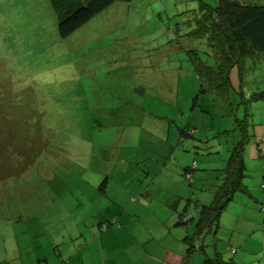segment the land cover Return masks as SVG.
<instances>
[{
    "label": "rangeland",
    "instance_id": "374dc122",
    "mask_svg": "<svg viewBox=\"0 0 264 264\" xmlns=\"http://www.w3.org/2000/svg\"><path fill=\"white\" fill-rule=\"evenodd\" d=\"M218 4L118 2L63 40L52 0H0V264H264V53L228 84L194 65ZM232 158L248 190L196 238Z\"/></svg>",
    "mask_w": 264,
    "mask_h": 264
},
{
    "label": "trees",
    "instance_id": "16d2710c",
    "mask_svg": "<svg viewBox=\"0 0 264 264\" xmlns=\"http://www.w3.org/2000/svg\"><path fill=\"white\" fill-rule=\"evenodd\" d=\"M132 1L52 0L59 17V36L61 39L66 40L114 4ZM204 7L207 8V11H204L201 15L202 21L199 22V32L197 30V34L199 33V38L205 35L209 37L208 34H211L209 39L216 41L214 43L211 42L216 57L214 58L215 64L195 63L194 65L196 67L201 65L208 71V74H214L213 79L220 78L228 84L233 69L238 64H241L244 58H254L264 53V6L250 5L239 2V0H219L216 8H211L207 5H204ZM215 43L216 45H214ZM189 132L190 130L188 129L183 130L182 135L187 136ZM194 134L195 132H192V135ZM234 163V158H232L229 162V169H227L231 174L228 172L229 177L226 184L220 187L212 203L200 207L195 229L196 238L213 233L214 228H220L218 225L230 201L228 199L229 195H233V192L236 193L238 191L247 192L248 189L243 181L246 176V166L243 160L239 164L238 160L235 165ZM196 169L197 166L192 170L187 168L185 175L188 178L189 176L191 177L192 172L196 171ZM179 218L180 224L185 229L189 221L195 219L193 215L190 218L188 212H184ZM186 218L189 219L186 221ZM189 247L188 255L192 257L194 248L191 245ZM221 258L222 256L217 252L215 258L208 256L203 261V264H223L224 262Z\"/></svg>",
    "mask_w": 264,
    "mask_h": 264
},
{
    "label": "crops",
    "instance_id": "0c3cea01",
    "mask_svg": "<svg viewBox=\"0 0 264 264\" xmlns=\"http://www.w3.org/2000/svg\"><path fill=\"white\" fill-rule=\"evenodd\" d=\"M195 164V163H194ZM195 166H197V168H198V164H195V165H193V168L195 167ZM192 168V169H193ZM187 169V168H186ZM185 169V170H186ZM190 169V168H189ZM192 169H190V170H192ZM192 179H193V177H192ZM181 193H182V196H184L185 197V195H186V197H188L189 199H191L190 197H189V193H188V190L186 189V187L184 186V188L182 189V191H181ZM182 196L180 197V201H184L186 198H182ZM176 198V197H175ZM198 205L201 207V205H200V203H198ZM174 210H176L175 208H174ZM185 212H188V210H187V208L185 209ZM180 220V219H179ZM177 227H179V226H182L181 224H180V222H179V224H177L176 225ZM219 227H220V223H219V225H218ZM184 232V233H183ZM183 232L181 231L178 235H177V237H175L176 238V243H177V238H178V243H177V246L178 247H180L181 248V244L180 243H182L183 241L181 240V237H185L186 235H187V237L189 236V230H186L185 231V229H183ZM172 234V233H171ZM186 234V235H185ZM185 235V236H184ZM184 238V241H186V240H188V238ZM178 248H176V250H177ZM182 249H183V247H182ZM178 255L180 256V262H178V264H187V263H189V264H191V261H190V259L192 258L190 255H188V254H186V256H185V260H182V257H183V255H181V254H179L178 253ZM191 257V258H190ZM177 261H179V259L177 260Z\"/></svg>",
    "mask_w": 264,
    "mask_h": 264
},
{
    "label": "built area",
    "instance_id": "2783aa9c",
    "mask_svg": "<svg viewBox=\"0 0 264 264\" xmlns=\"http://www.w3.org/2000/svg\"><path fill=\"white\" fill-rule=\"evenodd\" d=\"M189 178H191L190 176H189ZM189 218H186L185 220L187 221Z\"/></svg>",
    "mask_w": 264,
    "mask_h": 264
}]
</instances>
